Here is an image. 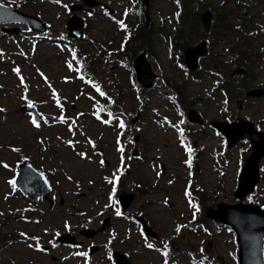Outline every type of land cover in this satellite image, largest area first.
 <instances>
[{"label":"rangeland","instance_id":"obj_1","mask_svg":"<svg viewBox=\"0 0 264 264\" xmlns=\"http://www.w3.org/2000/svg\"><path fill=\"white\" fill-rule=\"evenodd\" d=\"M0 1L45 21L51 32L48 42L28 38V32L22 27L14 35L0 34L3 53L0 108L6 109L0 113V160L14 171L17 162H30L46 175L55 200L52 206L45 202L31 204L7 184L14 171L0 167V213H3L0 215V264H85V261L112 264L108 254L114 251L124 253L131 264H162L161 253L147 248L146 244L159 248L164 240L168 241L171 264H201L205 257L204 264H237L234 234L228 227L206 219L204 212L221 203L238 202L234 192L241 167L250 153V144L244 138L227 149L224 138L209 126L212 121L243 118L264 132V98L249 99L244 93L249 88L264 87V0L185 1L190 26L184 25L176 15L175 0H150L146 26L137 0H100L114 13L106 16L104 9H95L91 15L79 14L84 22V40L73 43L67 42L68 14L61 5H69L74 0H61L59 5L51 0ZM206 10L214 17V31L209 32L212 36L205 35L200 25L199 18ZM195 12H199L196 21ZM113 17L123 20L125 29H120ZM131 25L143 26L145 33L138 31L137 39L130 42ZM190 27L192 37H188ZM204 39L209 42L206 56L199 60L194 74L197 76L188 78L189 72L180 60L182 44L172 51L171 42L188 40L186 47ZM68 49H75L79 58L88 62L92 78L81 74L87 81L98 84L115 102L113 112L125 122L123 130L115 126V120L105 125L93 115L96 111L101 119H106L112 107L91 83H85L78 78L79 74L67 70L64 61L68 59ZM143 52L156 80L152 91L141 94L132 83L133 71L129 67ZM206 66L222 73L224 79L210 76ZM13 68L20 70L28 86V99L49 121L48 125L41 122L39 130L29 124L28 116L17 110L19 105L27 104L20 98L23 88ZM37 69L48 78L51 88ZM235 69L244 70V75H233ZM220 87H224L225 94L227 89L228 100ZM52 89L58 94L65 117L76 121L75 135L68 132L66 124L53 121L60 110L51 97ZM89 96L96 97L105 111L94 109ZM190 109L199 113L203 125L189 124L185 114ZM174 124L183 129V135L187 132L195 140L194 149L186 144L195 157L191 156V168L183 163L189 154L186 147H181V137ZM117 133H121L123 153L117 151ZM85 136L93 140L95 150L86 143ZM40 139L44 140L43 145L37 142ZM65 140L78 143L69 147ZM10 146L20 147L22 151L11 152ZM79 151H85L91 160H80L75 155ZM121 156L123 164H120ZM100 159L105 161L103 167L98 163ZM118 166L122 174L116 181L119 184L116 183L113 197L116 204L104 208L105 203H110L107 196L111 190L104 177L111 178ZM260 170L258 185L243 203L264 210V160ZM157 171L161 173L159 176L155 175ZM89 180L93 183L89 184ZM188 183L190 190H199V199L185 195ZM119 192L126 197L135 194L128 197L127 211L116 216ZM189 200L192 204H201L202 209L191 207ZM16 209H29L22 213L28 219H21ZM136 217L149 222L157 240L142 236ZM34 220L40 223H33ZM65 220L70 225L68 230L63 227ZM105 222L108 227L92 238L80 235L83 230L96 231ZM176 225H185L179 234L174 231ZM44 228L49 232L44 233ZM20 232L40 237L38 243L48 249L45 252L29 249L27 243L32 241H22ZM55 232L74 236L77 244L53 247L48 241L54 243ZM83 251L88 253L87 257L75 255Z\"/></svg>","mask_w":264,"mask_h":264},{"label":"water","instance_id":"obj_2","mask_svg":"<svg viewBox=\"0 0 264 264\" xmlns=\"http://www.w3.org/2000/svg\"><path fill=\"white\" fill-rule=\"evenodd\" d=\"M83 2L91 7L93 4L88 3V1L83 0ZM148 0H142V7L144 13L147 10ZM7 8V7H6ZM80 7L71 8V11L78 10ZM25 16L21 13H18L12 9L7 8L6 11L0 10V16L3 19H0V23L14 21L15 16ZM27 17V16H26ZM210 14L205 13L202 16V22L205 28L209 25ZM20 22L25 21L20 19ZM38 24L39 27L37 31L44 30L43 23H40L37 20H34L32 27H36ZM81 19L77 16H72L67 24L69 30V36L75 39H81ZM201 47V46H200ZM198 47L186 51V61L188 66L191 69L195 67V58L196 56L203 53V50ZM133 67L136 72L137 80L144 88L150 89L152 82L154 80V75L150 71V67L147 61L144 59V56H139L133 63ZM264 94V90L251 91L248 93V96H261ZM19 110L23 113H29L30 111L36 115L38 114L35 107L26 108L25 106H20ZM39 118V117H38ZM189 119L191 121H196L200 123V119L194 112L189 113ZM241 125H246V129H241L238 133H233L231 128L236 127V124L227 125L225 123H213L212 125L217 128L220 132L224 134L227 138L228 147H231L236 141L240 139L244 131H248L251 127L249 124L239 120ZM251 135V131L247 132ZM257 140H252V153L244 164L243 170L241 172V177L239 180L238 190L236 191V196L239 199H242L246 194L252 192L253 186L258 180V162L261 157H264V134H256ZM22 163L19 165V174L17 177V186L22 190L31 187L39 188L43 193H47L48 185L45 184L44 177L41 178L40 174L32 169V167ZM222 210H226L228 213L223 214L221 212L208 211L207 215L212 219L227 223L233 227L238 237V246L240 250V260L241 264H264L263 261V251H264V212L259 211L257 207L250 206H220ZM232 212V213H231ZM123 261L122 257H118V264Z\"/></svg>","mask_w":264,"mask_h":264},{"label":"snow or ice","instance_id":"obj_3","mask_svg":"<svg viewBox=\"0 0 264 264\" xmlns=\"http://www.w3.org/2000/svg\"><path fill=\"white\" fill-rule=\"evenodd\" d=\"M51 2L52 3H55V4H58V5L61 4V0H51ZM175 2L177 4H179V0H175ZM61 6L63 8H65V9L68 8V5H66V4H63ZM0 10H4V11L7 10V8H6V6H5L4 3H0ZM104 14L106 16L109 15V13H108L107 10H105V13ZM124 14L127 15V10H125V13ZM179 14H180L179 12L176 13L177 16ZM89 15H91V13H89ZM0 19H3V17L0 16ZM113 19L115 20V23L119 26L120 29H125L126 26H125L123 20L115 19V17H113ZM62 38L63 37H61V39ZM67 51H68V59H66L64 61L65 65L67 67V70L70 71V72L79 74L78 75V78L79 79H81L85 83H91L92 84V87L95 89V91L98 93V95L100 97H104L105 100H107L108 103H112L111 98L106 95V93L100 88V86L98 84H96L94 81H91V82L90 81H87L85 79V76L81 74L82 73V67L80 66V64L78 62L79 61V58H78V56L76 54V50L75 49H68ZM2 55H3V53L0 52V56H2ZM12 71L14 73H16L17 76L20 77L19 86H21L23 88V92H22L21 97H20L21 100L25 101L26 104H27V106L29 108H34L35 107L34 102L31 99H28V97L26 95V93L28 92V86H27V84H25L23 77L20 75V70L18 68H13ZM37 72L43 78L44 82L46 84H48V87L51 88V84L48 83V78L44 75V73L43 72H40L39 69H37ZM64 79L65 80H68L69 77H65ZM51 97L55 101L56 107L60 110L59 116L58 117H54L53 118V121L55 122V121L58 120L59 123L66 124V127H67L68 132L71 133V134H73V135H75V133L73 132V129L76 127V121L75 120H71L70 118H66L65 117L63 105L61 104V102H60V100L58 98V94L55 91V89H52V91H51ZM89 99L93 101V105L92 106H93L94 109H98L100 112L105 111V109L100 105V103L96 99V97L89 96ZM153 111H155V109ZM4 112H6V109L0 108V113H4ZM78 115H83V113H80ZM93 115L96 116V118L98 120H100V122L103 123V124H105V125H108V124L112 123L113 120H115L116 121V124H115L116 127H118L121 130H123L125 128V122L120 118V116H117V115H115L114 113H112L110 111L107 112V117L108 118H106V119H101L100 115L96 111L93 112ZM28 117H29V119H28L29 124L33 128H35L37 130H39L41 128V122L44 125H48V123H49L48 119L45 118L43 115H41V114L34 115L31 111L28 113ZM165 121L167 122V118H165ZM180 123H183V121L181 120ZM172 126L176 129V131L178 133V136L179 137H182L183 136V129L180 128L179 125H177V124H174ZM80 134L81 135H85L82 131H81ZM120 135H121V133H117V141H116L117 151L120 152V153H123L124 152V149L122 147H120V143H121L120 138H119ZM57 139H60V137H57ZM85 140H86V143L88 145H91L92 148H93V150H95V143L93 142V140H91L87 136H85ZM37 142L40 145H43L44 144V140L43 139H40ZM64 143L66 145H68L69 147H74V145L76 143H78V141L65 140ZM179 143H180L181 147L184 148L185 141L182 138L179 139ZM10 151L11 152H14V153H19V152L22 151V149L20 147L10 146ZM185 151H187L189 153V156H188L187 159H185L183 161V163L186 164L189 168H191V155H190L191 149L190 148H185ZM75 155L78 156L80 158V160H89V161L91 160V157L88 156L85 151L76 152ZM23 159L26 160L27 157L25 156V157H23ZM129 159H130V157H129ZM137 159H139V157H137ZM98 163H99V165L101 167H103L104 164H105V161L103 159H100L98 161ZM123 163H124V157L121 156L120 157V164H123ZM0 167H3L4 169H8V170H11V171H14V169H12L8 163H6V162H4L2 160H0ZM121 174H122L121 173V168L118 166L115 169V171L113 173H111V178H109L108 176H105L104 177V180L108 184L111 185V190H110V192H109V194L107 196V200L110 203H105L104 208H109V207L114 206L116 204V201H115V199L113 197H114V193L116 191V181L119 179V176ZM160 174L161 173L159 171H157L155 173L156 176H159ZM43 175H44L43 173H40V177L41 178H43ZM189 175H191V173H189ZM66 178L68 180H71L72 179L71 176H66ZM88 183L91 184V183H93V181L92 180H89ZM168 183L171 184L172 181L169 180ZM7 184L10 185V187H11V189L13 191L16 190L17 185H16V181H15L14 178L7 180ZM45 184H47V181L46 180H45ZM9 195H10V193H9ZM185 195L186 196H190V193L187 190H185ZM7 198H8V196L6 195L5 196V199H7ZM189 204L193 208L196 207L195 204H192L191 203V200H189ZM28 210L29 209H23V210L22 209H16V211L18 213H21L20 218L23 219V220H27L28 219L27 217L23 216V214H22L24 211H28ZM114 211H115V215L116 216H121L122 215L121 210H120L119 207H115V210ZM100 214L101 213H97V215H100ZM0 215H3V213H0ZM81 215H83V213H81ZM32 222L33 223H37V224L40 223V221H38V220H34ZM63 227H64L65 230H68L69 229L70 225H69V223H68L67 220H65L63 222ZM183 227H185V225H176L174 231L177 234H179L180 231H181V229ZM43 232L44 233H48L49 232V229L48 228H44L43 229ZM59 235H60L59 232H55V236H59ZM19 236L22 238V241H24V242L32 241V243H27V247L29 249H34L35 251H38V252H45L46 251V249H44L38 243L40 237H38V236H29L25 232H20L19 233ZM55 236H54V238H55ZM9 243H11V241H9ZM48 243L51 244L53 247L56 246L53 243L52 240H49ZM146 247L149 248V249H154L156 252L161 253V256L163 257L162 264H169V260H168V256H169V246H168V241L167 240L161 241V247H159V248H156L152 243H147L146 244ZM200 251H201V253H203V249H201ZM75 255L82 256V257H87L88 256V253L86 251H83V252H77V253H75ZM189 255L191 256L192 254L189 253ZM108 258L111 259V253L110 252L108 254ZM206 259L207 258L205 257L204 260L201 261V264H204V261ZM85 264H87V261H85Z\"/></svg>","mask_w":264,"mask_h":264},{"label":"trees","instance_id":"obj_4","mask_svg":"<svg viewBox=\"0 0 264 264\" xmlns=\"http://www.w3.org/2000/svg\"><path fill=\"white\" fill-rule=\"evenodd\" d=\"M184 2L185 0L182 1V4L180 5L179 7V17H180V20L181 22L185 24H188V26H190L189 22L187 21V12H185V9L187 8L185 5H184ZM196 14V16L194 17V20L196 21L197 20V17H198V12H195L194 15ZM183 26V25H182ZM192 28L190 27L189 30H191Z\"/></svg>","mask_w":264,"mask_h":264}]
</instances>
